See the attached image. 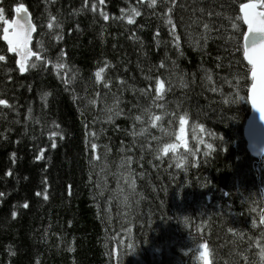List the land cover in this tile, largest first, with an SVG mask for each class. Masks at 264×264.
<instances>
[{"label": "trees", "instance_id": "16d2710c", "mask_svg": "<svg viewBox=\"0 0 264 264\" xmlns=\"http://www.w3.org/2000/svg\"><path fill=\"white\" fill-rule=\"evenodd\" d=\"M247 1L0 0L37 29L21 75L0 21V264H264Z\"/></svg>", "mask_w": 264, "mask_h": 264}, {"label": "snow or ice", "instance_id": "6c2138e0", "mask_svg": "<svg viewBox=\"0 0 264 264\" xmlns=\"http://www.w3.org/2000/svg\"><path fill=\"white\" fill-rule=\"evenodd\" d=\"M100 4L104 3V0H99ZM156 0H152V5H155ZM93 10L96 8V5H92ZM17 13H26V9L23 5H20L15 9ZM132 15L138 16L140 13L135 9H131ZM239 12L242 13V16L236 17L237 21H241L247 25V35L243 36L244 46H243V57L247 60L248 64L251 65V103L252 107L260 113L261 119H264V0H253V2L242 3L239 7ZM104 20H108V15L101 12ZM0 21L6 25L3 29L4 31V40L7 41L8 51L15 52L20 56V71H26V61L30 56L36 55L28 47L29 39L32 31H34L33 25L30 20L21 23L20 19L16 20H7L4 17L3 10L0 9ZM128 23H133L131 17L128 19ZM168 23L171 24V19L168 20ZM50 28L52 24L48 25ZM207 30V25L204 26ZM233 27H236V24H233ZM5 59L4 55H0V61ZM37 59L39 57L37 56ZM31 67H36V64H31ZM104 71L101 68L100 72L96 73L97 79L100 78L101 73ZM211 79V77H209ZM159 91V88L157 89ZM47 95V94H45ZM243 99V97H239ZM0 105L7 106V101L5 99H0ZM139 119V117H136ZM159 119V117H156ZM181 126L184 124L183 118H181ZM183 131V127L181 128ZM55 147V145H52ZM96 145L93 144L92 148H95ZM211 147V145H209ZM165 152L168 151L167 148L164 149ZM3 193H0L2 196ZM47 199V197H45ZM27 207V204L24 205ZM15 215V213H13ZM264 222V221H262ZM205 251L202 253V259L207 264V259L209 256L207 247L201 245ZM262 255H264V249H262Z\"/></svg>", "mask_w": 264, "mask_h": 264}, {"label": "water", "instance_id": "95a60500", "mask_svg": "<svg viewBox=\"0 0 264 264\" xmlns=\"http://www.w3.org/2000/svg\"><path fill=\"white\" fill-rule=\"evenodd\" d=\"M249 2H253V0H249L245 3H249ZM24 8L27 10L26 13H17L14 9V14H13L12 20L20 19L21 23H24L27 20L31 21L33 28H34V31H32V33L30 35L28 47L32 50V43L34 40V36L37 32V29H36V26L33 22L32 16H31L30 12L28 11L27 7L24 6ZM240 15L242 16V13H240ZM244 26L246 27L245 35H247V25L244 24ZM3 37H4V34H3ZM2 39H3V43L5 44V46L8 49L7 41H5L4 38H2ZM243 45H244V40H243ZM8 52L10 55H14L16 57V67L19 70L21 75H25L27 70L23 71V72L20 71V65H19V61L21 59L20 56L15 52H11V51H8ZM32 52H33V50H32ZM34 56H30L28 58V60L25 62L26 63V69L28 67V63L30 61H32ZM244 60H245L246 64L251 68V65L248 64L247 60L246 59H244ZM251 80H252V77H251ZM251 95H252V92H251V87H250V90L248 93V103L250 105L251 113H250V117L248 118V120L245 124V127H244V138H245V141L247 143V150H248L249 154L251 155V157L255 160L254 170H255L256 176L259 179L258 168H259V165L264 158V119H261L260 113L252 107ZM262 221H264V211H263V215H262ZM262 225L264 226V222H262Z\"/></svg>", "mask_w": 264, "mask_h": 264}, {"label": "rangeland", "instance_id": "374dc122", "mask_svg": "<svg viewBox=\"0 0 264 264\" xmlns=\"http://www.w3.org/2000/svg\"><path fill=\"white\" fill-rule=\"evenodd\" d=\"M181 141H183V139ZM195 264H205V261L201 257L200 259L195 260ZM207 264H208V261H207Z\"/></svg>", "mask_w": 264, "mask_h": 264}, {"label": "bare ground", "instance_id": "6f19581e", "mask_svg": "<svg viewBox=\"0 0 264 264\" xmlns=\"http://www.w3.org/2000/svg\"><path fill=\"white\" fill-rule=\"evenodd\" d=\"M7 48V47H6ZM31 62V61H30ZM261 164V163H260ZM260 166V165H259ZM258 170H259V168H258ZM259 180H260V172H259ZM262 194H263V192H262ZM264 211V210H263Z\"/></svg>", "mask_w": 264, "mask_h": 264}, {"label": "flooded vegetation", "instance_id": "af4514ba", "mask_svg": "<svg viewBox=\"0 0 264 264\" xmlns=\"http://www.w3.org/2000/svg\"><path fill=\"white\" fill-rule=\"evenodd\" d=\"M14 56V55H13Z\"/></svg>", "mask_w": 264, "mask_h": 264}]
</instances>
